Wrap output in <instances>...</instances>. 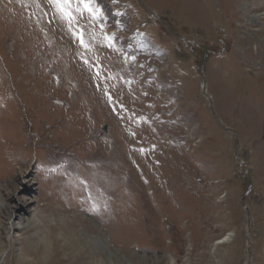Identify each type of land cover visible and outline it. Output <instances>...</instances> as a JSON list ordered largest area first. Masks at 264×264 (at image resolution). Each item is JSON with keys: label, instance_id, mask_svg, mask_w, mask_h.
<instances>
[{"label": "rangeland", "instance_id": "obj_1", "mask_svg": "<svg viewBox=\"0 0 264 264\" xmlns=\"http://www.w3.org/2000/svg\"><path fill=\"white\" fill-rule=\"evenodd\" d=\"M0 220V264H264V0H0Z\"/></svg>", "mask_w": 264, "mask_h": 264}, {"label": "bare ground", "instance_id": "obj_2", "mask_svg": "<svg viewBox=\"0 0 264 264\" xmlns=\"http://www.w3.org/2000/svg\"><path fill=\"white\" fill-rule=\"evenodd\" d=\"M150 59V58H149ZM28 165L27 164H24L23 165V167H22V169H24V170H20L21 171V173H25L26 172V170H28ZM24 184V183H23ZM21 185V184H20ZM23 186V185H22ZM17 204V203H16ZM22 204L25 206V205H28V203H27V201H23L22 202ZM45 207V206H44ZM20 208V207H19ZM46 209V208H45ZM15 210H17V206H12V207H6V212H7V214H8V216H10V217H13L14 215H15ZM45 211H47V210H45ZM44 211V212H45ZM49 212H51V211H49ZM17 213V212H16ZM47 213H48V211H47ZM53 214V213H52ZM57 215V214H56ZM1 221V220H0ZM2 223H1V225L2 224H4V221H1ZM71 235V234H70ZM75 241H77L76 242V244L75 245H81V248L82 249H85L87 252L89 251V249L90 248H92V245H91V243L89 242V241H86L85 243H86V245H85V243L80 239V238H75ZM221 242H223V241H219L217 244H219V243H221ZM2 244L0 243V250L2 249ZM59 248V247H58ZM72 250H74V246H71V249H69V251H72ZM60 251L64 254V249H60ZM30 252H28V253H26V256H27V254L29 255V257H32V255L33 254H29ZM70 253H72V252H69L68 254H70ZM83 253V252H82ZM61 254V253H60ZM72 255V254H71ZM71 255H70V257H71ZM51 256V255H50ZM53 257V256H52ZM86 257H87V255H86ZM66 260V262H68L69 260H70V258L69 259H65ZM64 260V261H65ZM31 264V261H29V262H25V264Z\"/></svg>", "mask_w": 264, "mask_h": 264}, {"label": "water", "instance_id": "obj_3", "mask_svg": "<svg viewBox=\"0 0 264 264\" xmlns=\"http://www.w3.org/2000/svg\"><path fill=\"white\" fill-rule=\"evenodd\" d=\"M103 131H106V127L105 126L103 127Z\"/></svg>", "mask_w": 264, "mask_h": 264}]
</instances>
